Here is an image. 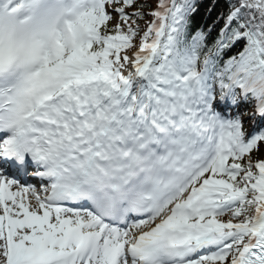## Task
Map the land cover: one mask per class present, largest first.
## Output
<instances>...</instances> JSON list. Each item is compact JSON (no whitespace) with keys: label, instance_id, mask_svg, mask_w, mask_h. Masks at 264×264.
<instances>
[{"label":"trees","instance_id":"trees-1","mask_svg":"<svg viewBox=\"0 0 264 264\" xmlns=\"http://www.w3.org/2000/svg\"><path fill=\"white\" fill-rule=\"evenodd\" d=\"M126 1V0H125ZM202 1V3L198 7H196V12L193 13L192 22L189 24L186 30H188V34L191 38L197 39L198 42L204 43L205 46H209L212 42V47L209 52L213 49V47L217 44L219 40V27L221 23L225 20L227 14L232 9L230 6L227 7L226 3L223 0H198ZM251 4L257 0H246ZM261 8L257 9L256 14L253 17H249L248 12H251L250 7L246 5L243 10V14H245L244 18L237 19L236 23H234L228 33V40L224 44L223 51L226 48L231 47L232 42L242 35V23L245 22V25H253L254 29H258L262 22L264 21V0H260ZM138 19H141L140 17ZM138 19L131 18V24H138ZM130 20V19H128ZM190 22V21H189ZM261 40L264 43V32L261 34ZM233 47H231L232 49ZM237 52V49H234ZM227 51V50H226ZM234 55V54H232ZM223 53H220L221 57Z\"/></svg>","mask_w":264,"mask_h":264},{"label":"rangeland","instance_id":"rangeland-1","mask_svg":"<svg viewBox=\"0 0 264 264\" xmlns=\"http://www.w3.org/2000/svg\"><path fill=\"white\" fill-rule=\"evenodd\" d=\"M150 4H153L155 7H157V0H147ZM119 10L118 7L111 3V4H107L105 7V15L107 16V21L106 23H108L109 25L113 26V27H117L119 26ZM170 29H172V23L170 21ZM162 55V53H161ZM130 55H128V57L124 58L121 57L120 60L118 58L115 59H106V61L104 63L111 64L113 62H117V63H121L122 65H125V62L127 63V61L130 58ZM181 72L183 73L184 70L178 72V70H166V77L168 78L169 75L172 77V79L178 78V77H184L186 76L187 80H190L192 77L189 75H184L181 76ZM184 81V80H182ZM248 136V134H246L245 136H243V138H246ZM261 146L258 147V151L260 153L259 156H257L256 159H251L248 158V156H245L244 159L241 161V176H242V181H243V185L248 184L249 180H254L255 176L257 175V171H263L264 170V143L260 144ZM245 153H242L241 156H243ZM232 167L237 168V165H235L234 163L232 164ZM238 169L240 170V168L238 167ZM252 182V181H251ZM253 188L255 187H259L258 185H255V183L252 184ZM262 186H264V183L262 184ZM245 196H243L242 194L238 193H231L230 195H228L226 198L229 202V206L231 207L229 212L234 213L238 216L239 222L247 223L250 219V217H247L249 214H245L241 209H242V205H243V199ZM242 199V201H241ZM229 218L230 221H235L233 220L231 217H229V214H227V216L225 217ZM241 246V245H239Z\"/></svg>","mask_w":264,"mask_h":264},{"label":"bare ground","instance_id":"bare-ground-1","mask_svg":"<svg viewBox=\"0 0 264 264\" xmlns=\"http://www.w3.org/2000/svg\"><path fill=\"white\" fill-rule=\"evenodd\" d=\"M118 67V66H117ZM146 75V80L147 81H145V83L147 84V85H153V83L155 82V83H157L159 80L158 79H155V75H154V73H147V74H145ZM114 75H111V77H113ZM123 77V76H122ZM115 79H116V81H118L119 80V78L115 75V78H113V80L115 81ZM158 84V83H157ZM16 206H20V207H22V206H24L23 205V203L19 200V199H14L12 202H11V205H9V207H10V209H13V211H17V207ZM29 208H31V210L32 209H35L32 205H30L29 206ZM18 209H20V208H18ZM224 229L227 231V232H231V233H235V231H236V228H231L230 226H225L224 225ZM241 229H244V228H241ZM141 230V229H140ZM0 253H1V247H0Z\"/></svg>","mask_w":264,"mask_h":264}]
</instances>
